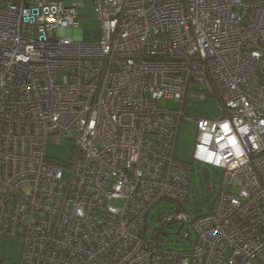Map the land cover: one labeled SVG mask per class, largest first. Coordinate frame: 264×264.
Listing matches in <instances>:
<instances>
[{
	"label": "built area",
	"instance_id": "built-area-1",
	"mask_svg": "<svg viewBox=\"0 0 264 264\" xmlns=\"http://www.w3.org/2000/svg\"><path fill=\"white\" fill-rule=\"evenodd\" d=\"M95 3L86 33L79 4L0 0V240L24 242L0 264H264V0ZM197 83L221 112L193 117V159L223 187L212 211L160 213L196 233L178 250L146 236L195 167L175 157L184 108L159 101L199 98ZM64 140L69 161L46 154Z\"/></svg>",
	"mask_w": 264,
	"mask_h": 264
},
{
	"label": "rangeland",
	"instance_id": "rangeland-1",
	"mask_svg": "<svg viewBox=\"0 0 264 264\" xmlns=\"http://www.w3.org/2000/svg\"><path fill=\"white\" fill-rule=\"evenodd\" d=\"M67 5L79 4L78 14L80 17V28L86 33L97 30L99 28V18L97 16V8L95 0H64ZM252 1V0H246ZM62 34L66 35L67 31L63 30ZM199 83L192 87L196 89L199 98L189 97L183 103L175 100L162 99L159 101L160 106L169 107L180 110L184 108V115L181 118L175 145V157L183 162H190L195 166L191 175V192L189 200L181 205L170 201H162L154 205L148 212L146 223V236L150 239H161L165 247H172L178 250L190 249L196 238V233L188 226H182L180 223L175 225H165L159 215L164 211H176L184 207L186 211L193 215L199 216L211 211L217 204V198L223 187V169L213 168L208 164L198 163L193 159L196 138L197 125L194 116L203 115L212 118L219 116L221 112L220 101L208 95L206 92L200 91ZM74 142L64 140L62 143L50 141L46 147V154L62 162H67L73 155ZM69 172L65 171V177ZM116 205H122L121 201H113ZM192 232V238L187 240L184 234L187 231ZM24 242L21 239L3 237L0 240V258L11 263H20L23 257Z\"/></svg>",
	"mask_w": 264,
	"mask_h": 264
},
{
	"label": "trees",
	"instance_id": "trees-1",
	"mask_svg": "<svg viewBox=\"0 0 264 264\" xmlns=\"http://www.w3.org/2000/svg\"><path fill=\"white\" fill-rule=\"evenodd\" d=\"M263 80H264V78H263ZM214 168H216V167H214ZM194 169H195V167H194ZM189 200V199H188ZM165 201H168V200H165ZM162 202V201H161ZM171 202V201H170ZM188 202V201H187ZM183 204H185V203H182L181 205H183ZM182 208H184V207H182ZM212 211V210H211Z\"/></svg>",
	"mask_w": 264,
	"mask_h": 264
},
{
	"label": "water",
	"instance_id": "water-1",
	"mask_svg": "<svg viewBox=\"0 0 264 264\" xmlns=\"http://www.w3.org/2000/svg\"><path fill=\"white\" fill-rule=\"evenodd\" d=\"M97 37H98V34H97V31H96L95 38H97Z\"/></svg>",
	"mask_w": 264,
	"mask_h": 264
}]
</instances>
